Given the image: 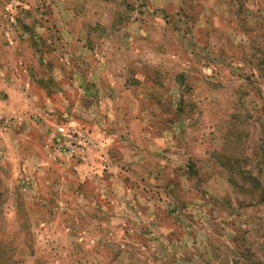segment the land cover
<instances>
[{
    "label": "rangeland",
    "instance_id": "rangeland-1",
    "mask_svg": "<svg viewBox=\"0 0 264 264\" xmlns=\"http://www.w3.org/2000/svg\"><path fill=\"white\" fill-rule=\"evenodd\" d=\"M239 170L264 0H0V264H264Z\"/></svg>",
    "mask_w": 264,
    "mask_h": 264
},
{
    "label": "trees",
    "instance_id": "trees-1",
    "mask_svg": "<svg viewBox=\"0 0 264 264\" xmlns=\"http://www.w3.org/2000/svg\"><path fill=\"white\" fill-rule=\"evenodd\" d=\"M232 136V140L234 141L235 137H237V134H234ZM230 157L231 158H228L227 162L224 163L225 166H234V164H239V166L241 167L246 162V159L242 157ZM239 175L241 177L240 170ZM230 182L235 187L240 188L241 191L246 190V194H248V192L251 193L250 195L253 199L258 198V201L264 202V183L258 177H253V174L248 172L247 174H244L241 178H239L238 175L231 174Z\"/></svg>",
    "mask_w": 264,
    "mask_h": 264
},
{
    "label": "built area",
    "instance_id": "built-area-1",
    "mask_svg": "<svg viewBox=\"0 0 264 264\" xmlns=\"http://www.w3.org/2000/svg\"><path fill=\"white\" fill-rule=\"evenodd\" d=\"M60 129H61V130H64L63 127H61ZM66 149H67V150H66ZM60 150H61V151H64V150H65V152H68V153H72V152H74V148H73V146H70V144H67L66 148H65V147L62 148V145H61V146H60Z\"/></svg>",
    "mask_w": 264,
    "mask_h": 264
}]
</instances>
